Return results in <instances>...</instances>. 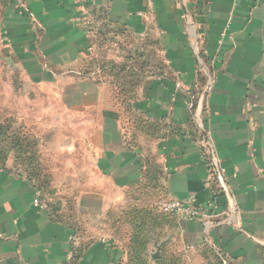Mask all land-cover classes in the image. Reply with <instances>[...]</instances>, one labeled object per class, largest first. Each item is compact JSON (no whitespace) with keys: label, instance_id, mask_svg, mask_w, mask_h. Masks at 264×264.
Instances as JSON below:
<instances>
[{"label":"crops","instance_id":"obj_1","mask_svg":"<svg viewBox=\"0 0 264 264\" xmlns=\"http://www.w3.org/2000/svg\"><path fill=\"white\" fill-rule=\"evenodd\" d=\"M0 125L52 178L0 163V264H264V0H11Z\"/></svg>","mask_w":264,"mask_h":264},{"label":"trees","instance_id":"obj_2","mask_svg":"<svg viewBox=\"0 0 264 264\" xmlns=\"http://www.w3.org/2000/svg\"><path fill=\"white\" fill-rule=\"evenodd\" d=\"M10 1L11 0H0V8L5 9V7L9 5ZM0 138H4L5 140L11 138L10 144L22 148L20 149L22 154L16 149L18 153L16 158L17 160L21 161L22 164H26L27 168L19 170H22L27 173L29 175V179L35 182L40 188V190L43 192L44 189L48 187V183H46V178H48L49 176L43 174L44 172L42 168V162L40 161L38 156V145L36 141L27 136L26 133L16 129L11 130L10 126L8 127L4 125H0ZM0 163L3 164L1 161Z\"/></svg>","mask_w":264,"mask_h":264},{"label":"built area","instance_id":"obj_3","mask_svg":"<svg viewBox=\"0 0 264 264\" xmlns=\"http://www.w3.org/2000/svg\"><path fill=\"white\" fill-rule=\"evenodd\" d=\"M36 206L48 208V203L41 199L35 202ZM157 205L163 213L175 214L186 221L203 220L212 216L217 208L215 198L209 199L205 204H197L195 196L183 201L170 197H163L158 200Z\"/></svg>","mask_w":264,"mask_h":264},{"label":"rangeland","instance_id":"obj_4","mask_svg":"<svg viewBox=\"0 0 264 264\" xmlns=\"http://www.w3.org/2000/svg\"><path fill=\"white\" fill-rule=\"evenodd\" d=\"M17 130H20L21 132H23V130H21V129H17ZM10 140H11V138H9L7 140H5L4 138H0V161L5 165L9 164V165H11L17 169H26L27 165L22 164L21 161L17 160V158H16V156L18 155L16 149L19 152H21L20 149H22V148L10 144V142H11ZM37 151H38V148H37ZM21 154H22V152H21ZM46 180H47L46 183H48V185L51 184L50 182L52 181V178L48 177V178H46ZM167 245L169 247L168 253L176 256L179 262H181L182 264H194V262H195L194 260L189 262L190 255H188V253H185L180 248H178L177 242L171 241V242H169V244L167 243L165 245V247Z\"/></svg>","mask_w":264,"mask_h":264}]
</instances>
